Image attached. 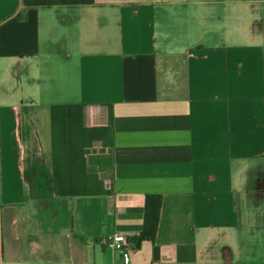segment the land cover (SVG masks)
<instances>
[{
  "label": "crops",
  "instance_id": "1",
  "mask_svg": "<svg viewBox=\"0 0 264 264\" xmlns=\"http://www.w3.org/2000/svg\"><path fill=\"white\" fill-rule=\"evenodd\" d=\"M122 255L264 264V0H0V264Z\"/></svg>",
  "mask_w": 264,
  "mask_h": 264
},
{
  "label": "trees",
  "instance_id": "2",
  "mask_svg": "<svg viewBox=\"0 0 264 264\" xmlns=\"http://www.w3.org/2000/svg\"><path fill=\"white\" fill-rule=\"evenodd\" d=\"M30 164L33 167V174L29 173V178L36 184L41 185V198L45 201L50 198V188L47 185V178L43 179L41 174L42 167H40V158H33L30 160ZM41 170V171H38ZM46 172V171H45ZM162 205V198L158 195H148L145 199V213H144V224L140 234L130 238L135 248H140L144 242H154L157 235V229L159 224V217Z\"/></svg>",
  "mask_w": 264,
  "mask_h": 264
},
{
  "label": "built area",
  "instance_id": "3",
  "mask_svg": "<svg viewBox=\"0 0 264 264\" xmlns=\"http://www.w3.org/2000/svg\"><path fill=\"white\" fill-rule=\"evenodd\" d=\"M102 244L113 251L119 252L121 254L129 252L133 248V244L130 241V239L124 235L117 233L104 241H102ZM130 259L124 255H122V263L123 264H130Z\"/></svg>",
  "mask_w": 264,
  "mask_h": 264
},
{
  "label": "rangeland",
  "instance_id": "4",
  "mask_svg": "<svg viewBox=\"0 0 264 264\" xmlns=\"http://www.w3.org/2000/svg\"><path fill=\"white\" fill-rule=\"evenodd\" d=\"M35 158V157H34ZM37 158V157H36ZM43 179H45V177H43ZM38 201L40 202V203H42V202H44V200L39 196V198H38Z\"/></svg>",
  "mask_w": 264,
  "mask_h": 264
}]
</instances>
